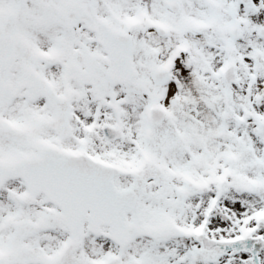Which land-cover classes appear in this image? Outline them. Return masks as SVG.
I'll list each match as a JSON object with an SVG mask.
<instances>
[{
	"label": "snow or ice",
	"instance_id": "obj_1",
	"mask_svg": "<svg viewBox=\"0 0 264 264\" xmlns=\"http://www.w3.org/2000/svg\"><path fill=\"white\" fill-rule=\"evenodd\" d=\"M0 264H264V0H0Z\"/></svg>",
	"mask_w": 264,
	"mask_h": 264
}]
</instances>
